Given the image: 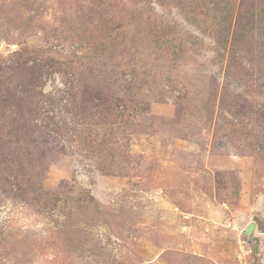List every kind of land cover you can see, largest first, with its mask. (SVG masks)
I'll return each instance as SVG.
<instances>
[{
    "label": "rangeland",
    "instance_id": "obj_1",
    "mask_svg": "<svg viewBox=\"0 0 264 264\" xmlns=\"http://www.w3.org/2000/svg\"><path fill=\"white\" fill-rule=\"evenodd\" d=\"M0 264H264V0H0Z\"/></svg>",
    "mask_w": 264,
    "mask_h": 264
},
{
    "label": "water",
    "instance_id": "obj_2",
    "mask_svg": "<svg viewBox=\"0 0 264 264\" xmlns=\"http://www.w3.org/2000/svg\"><path fill=\"white\" fill-rule=\"evenodd\" d=\"M252 229H253V226H250V227L247 229L248 233H249Z\"/></svg>",
    "mask_w": 264,
    "mask_h": 264
}]
</instances>
